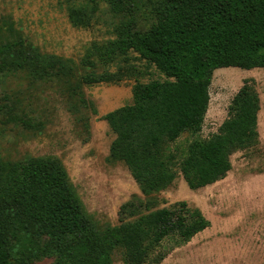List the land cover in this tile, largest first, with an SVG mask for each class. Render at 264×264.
<instances>
[{
	"label": "trees",
	"instance_id": "16d2710c",
	"mask_svg": "<svg viewBox=\"0 0 264 264\" xmlns=\"http://www.w3.org/2000/svg\"><path fill=\"white\" fill-rule=\"evenodd\" d=\"M70 9L74 26L87 25L98 1L121 16L115 37L93 43L103 65L134 51L168 80L135 83L132 103L103 115L114 134L109 159L122 161L145 198L134 196L118 211L117 225L100 224L86 210L60 159L53 155L0 159V264H110L122 249L127 264L159 263L153 252L165 239L177 244L209 226L185 201L152 209L154 194L178 173L190 189L212 184L231 168L230 157L256 143L260 99L248 82L233 96L216 133L200 138L212 73L221 67L264 69V0H88ZM93 70L79 82H117L123 72ZM25 71L63 81L73 61L27 47L20 37H0V71ZM184 133L193 138L184 148Z\"/></svg>",
	"mask_w": 264,
	"mask_h": 264
},
{
	"label": "rangeland",
	"instance_id": "374dc122",
	"mask_svg": "<svg viewBox=\"0 0 264 264\" xmlns=\"http://www.w3.org/2000/svg\"><path fill=\"white\" fill-rule=\"evenodd\" d=\"M88 0H0V37H20L41 54L70 58L74 73L63 81L36 78L25 71H0V159L53 155L60 159L86 210L100 224L117 225L120 206L134 196L145 198L122 161L109 159L114 134L103 115L132 103L137 82L168 80L155 65L129 51L125 59L103 65L91 56L93 43L115 37L121 16L105 1H98L87 25L74 26L70 9ZM124 76L117 82L85 84L79 75L93 70ZM244 82L260 99L256 143L234 152L224 178L190 189L178 173L154 194L152 209L185 201L198 208L209 226L190 240L177 244L168 238L153 252L163 254L157 264H264V69L221 67L212 73L209 103L197 136L209 138L227 117L228 106ZM181 135L184 148L192 139ZM110 264H127L116 248ZM34 264H54L52 258ZM156 264V263H146Z\"/></svg>",
	"mask_w": 264,
	"mask_h": 264
}]
</instances>
